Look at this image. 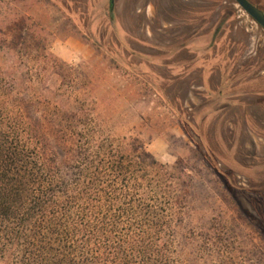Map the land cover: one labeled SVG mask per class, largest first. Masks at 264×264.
Segmentation results:
<instances>
[{"label": "rangeland", "instance_id": "1", "mask_svg": "<svg viewBox=\"0 0 264 264\" xmlns=\"http://www.w3.org/2000/svg\"><path fill=\"white\" fill-rule=\"evenodd\" d=\"M111 1L0 0L3 105L181 161L179 264H264V28L235 0Z\"/></svg>", "mask_w": 264, "mask_h": 264}, {"label": "trees", "instance_id": "2", "mask_svg": "<svg viewBox=\"0 0 264 264\" xmlns=\"http://www.w3.org/2000/svg\"><path fill=\"white\" fill-rule=\"evenodd\" d=\"M4 93L0 264H179L192 180L181 161L168 166L132 136L75 121L79 112L55 107L60 121L47 124L4 106Z\"/></svg>", "mask_w": 264, "mask_h": 264}, {"label": "water", "instance_id": "3", "mask_svg": "<svg viewBox=\"0 0 264 264\" xmlns=\"http://www.w3.org/2000/svg\"><path fill=\"white\" fill-rule=\"evenodd\" d=\"M260 26L264 28V10L251 0H235Z\"/></svg>", "mask_w": 264, "mask_h": 264}]
</instances>
